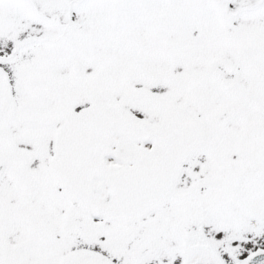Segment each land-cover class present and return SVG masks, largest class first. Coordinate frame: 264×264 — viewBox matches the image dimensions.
I'll list each match as a JSON object with an SVG mask.
<instances>
[{
  "label": "snow or ice",
  "instance_id": "1",
  "mask_svg": "<svg viewBox=\"0 0 264 264\" xmlns=\"http://www.w3.org/2000/svg\"><path fill=\"white\" fill-rule=\"evenodd\" d=\"M0 264H264V0H0Z\"/></svg>",
  "mask_w": 264,
  "mask_h": 264
}]
</instances>
